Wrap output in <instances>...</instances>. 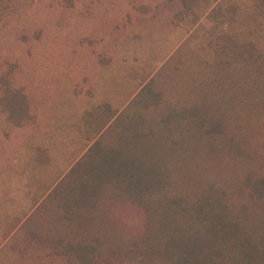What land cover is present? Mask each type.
I'll use <instances>...</instances> for the list:
<instances>
[{"label":"trees","instance_id":"16d2710c","mask_svg":"<svg viewBox=\"0 0 264 264\" xmlns=\"http://www.w3.org/2000/svg\"><path fill=\"white\" fill-rule=\"evenodd\" d=\"M235 13L217 3L203 52L186 37L122 107L86 111L88 145L7 224L0 255L264 264V51L236 31ZM0 110L15 127L29 120L26 95L5 76Z\"/></svg>","mask_w":264,"mask_h":264},{"label":"rangeland","instance_id":"374dc122","mask_svg":"<svg viewBox=\"0 0 264 264\" xmlns=\"http://www.w3.org/2000/svg\"><path fill=\"white\" fill-rule=\"evenodd\" d=\"M217 3L264 51V0H0V76L29 104L22 127L0 110V241L88 145L86 111L122 107L186 37L203 52ZM27 253L8 247L0 264H36Z\"/></svg>","mask_w":264,"mask_h":264}]
</instances>
